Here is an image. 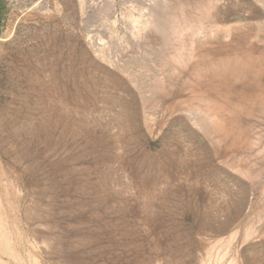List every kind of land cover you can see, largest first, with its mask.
<instances>
[{
	"label": "rangeland",
	"instance_id": "obj_1",
	"mask_svg": "<svg viewBox=\"0 0 264 264\" xmlns=\"http://www.w3.org/2000/svg\"><path fill=\"white\" fill-rule=\"evenodd\" d=\"M0 237V264H264V0H0Z\"/></svg>",
	"mask_w": 264,
	"mask_h": 264
},
{
	"label": "bare ground",
	"instance_id": "obj_2",
	"mask_svg": "<svg viewBox=\"0 0 264 264\" xmlns=\"http://www.w3.org/2000/svg\"><path fill=\"white\" fill-rule=\"evenodd\" d=\"M0 239H1V240H4L5 238L0 237ZM1 240H0V241H1ZM1 242H4V243H5V245H3V249H4V247H6V246L8 245V244H7L8 241L6 242V241L4 240V241H1ZM4 243H0V245H1V244H4ZM6 244H7V245H6ZM7 248H8V247H7ZM7 248H6V249H7Z\"/></svg>",
	"mask_w": 264,
	"mask_h": 264
}]
</instances>
